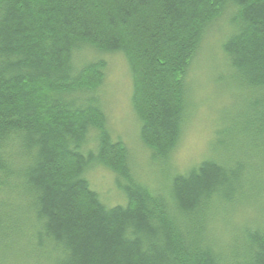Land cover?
Masks as SVG:
<instances>
[{
    "label": "trees",
    "instance_id": "1",
    "mask_svg": "<svg viewBox=\"0 0 264 264\" xmlns=\"http://www.w3.org/2000/svg\"><path fill=\"white\" fill-rule=\"evenodd\" d=\"M221 22L237 99L198 162L148 184L109 128L106 56L127 62L142 145L174 167ZM98 168L124 203L93 188ZM0 264H264V0H0Z\"/></svg>",
    "mask_w": 264,
    "mask_h": 264
},
{
    "label": "rangeland",
    "instance_id": "2",
    "mask_svg": "<svg viewBox=\"0 0 264 264\" xmlns=\"http://www.w3.org/2000/svg\"><path fill=\"white\" fill-rule=\"evenodd\" d=\"M226 27L221 22L210 33L198 56L191 74L188 105L195 116L186 126L180 146L170 162L154 159L140 140V125L133 111L131 75L123 55H107L109 62L108 85L103 86V100L109 120V128L115 140H122L129 149L131 165L140 180L153 184L163 181L167 172L174 173L175 166L184 171L205 154L210 137L237 95L231 94L226 82L222 81L226 68L222 63L220 49ZM192 111V112H193ZM92 186L110 205L124 203L117 191L114 175L104 168L89 175Z\"/></svg>",
    "mask_w": 264,
    "mask_h": 264
}]
</instances>
